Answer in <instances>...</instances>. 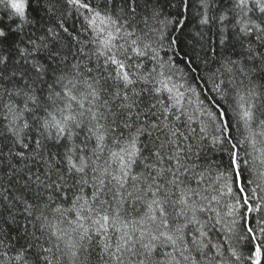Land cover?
Returning a JSON list of instances; mask_svg holds the SVG:
<instances>
[{
  "label": "snow or ice",
  "instance_id": "1",
  "mask_svg": "<svg viewBox=\"0 0 264 264\" xmlns=\"http://www.w3.org/2000/svg\"><path fill=\"white\" fill-rule=\"evenodd\" d=\"M0 264H264V0H0Z\"/></svg>",
  "mask_w": 264,
  "mask_h": 264
}]
</instances>
